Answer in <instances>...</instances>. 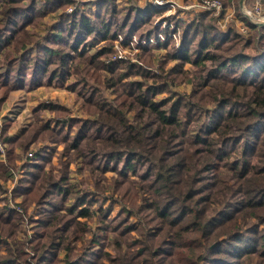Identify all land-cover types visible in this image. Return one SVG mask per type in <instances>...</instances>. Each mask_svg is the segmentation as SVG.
<instances>
[{
  "label": "trees",
  "instance_id": "1",
  "mask_svg": "<svg viewBox=\"0 0 264 264\" xmlns=\"http://www.w3.org/2000/svg\"><path fill=\"white\" fill-rule=\"evenodd\" d=\"M118 1L69 12L73 0H0V104L19 90L71 82L67 87L85 111L69 117L64 107L41 104L34 122L8 141L0 161L2 195L17 149L43 140L61 143L63 152L49 172L53 157L43 147L35 152L37 163L22 165L14 194L23 197L25 211L0 208V264H264V27L248 22L246 37L221 31L209 15L188 22L171 17L176 32L182 28L179 45H172L171 30L152 23L163 10ZM52 13L58 21L41 36L38 28ZM134 36H155V44L137 46L147 63L145 50H167L160 73L114 60L112 42L122 38L125 47ZM183 82L192 86L188 96L173 90ZM162 94L167 97L159 99ZM46 112L56 118L45 121ZM78 158L89 176L76 184L69 169ZM104 171L119 179L108 186ZM107 188L111 205L122 200L125 207L116 218L110 208L98 209L103 233L88 247L87 222ZM31 204L42 209L37 221L27 216ZM132 215L139 223L125 221ZM26 220L36 223L33 235L17 241ZM74 236L81 247L69 242ZM109 236L115 254L105 245L95 250Z\"/></svg>",
  "mask_w": 264,
  "mask_h": 264
},
{
  "label": "rangeland",
  "instance_id": "2",
  "mask_svg": "<svg viewBox=\"0 0 264 264\" xmlns=\"http://www.w3.org/2000/svg\"><path fill=\"white\" fill-rule=\"evenodd\" d=\"M154 1L155 0H137L136 2L140 6H145L147 4H152ZM158 1H162V0H156V2ZM170 1H172L174 5L175 4L181 5L182 7L185 8V7L197 5L202 0H170ZM220 1L222 3L223 12L216 13L214 11H206L198 15H202V14L209 15L212 19L215 20L217 27H219L221 31H227L229 28H232L243 36H246V37L249 36L251 31L249 29L248 22L251 24L253 23L250 22V20L242 14L241 6L243 4V0H220ZM118 2L121 3V7L129 6V3H130L128 2V0H119ZM255 2L256 0H248V1H245L244 4H246L248 8H252ZM263 3H264V0H263ZM70 4L71 6L78 5L76 1H73ZM71 6H68V9ZM160 10H163V12L161 15L156 16L152 19L153 24L157 21L159 23L163 22L165 20V17H168V18H171V17L183 18L184 17L182 16V12L179 9H177L176 11L174 10V8H167V9H160ZM57 15L58 14H53V13L46 15L44 20L41 22L42 24L40 28H38L37 33L40 34L41 36L44 35L45 37V32H46L45 27L50 26L52 24H56V22L58 21ZM190 19L191 18H186L184 21L188 22ZM244 28H246L245 32H244ZM29 29H31V27H29ZM176 34H177L176 35L177 38H179L181 41L182 28L179 31H177ZM33 36L34 38H36V36L39 38V36L35 33H33ZM176 40L177 39L172 38L171 44L175 45ZM112 43H115L114 46L118 47V49H121V52L119 53H122L123 58L131 62V64L137 63L138 65H143L144 67L148 69H152L151 70L152 72L160 73V70H161L160 66H161V63L165 60L164 55L166 54L167 50L166 52H164V51H161L159 48H155V46H152V48L149 50H145L146 52H150L148 54L151 55L150 59L147 60L149 63H147L146 62L147 55L146 53H143L144 51H142V49L138 47H134V48L126 47L125 48V47H121L119 43H116V42H112ZM93 51H94V48H92L91 52ZM116 55L119 57L118 53ZM108 62L106 63L109 64ZM171 65H172V62L168 63L165 69H169ZM70 83L71 82H68L66 84L42 86L32 91L19 90L17 92L12 93V96L10 97V99H7V101L3 103V105L0 104V137L1 139H2L3 126L5 124H9L8 130L5 133L6 141H3L2 139V142L5 146H4V153H3L4 156H2V154L0 153V161H5L6 159L5 152H6L7 146L9 145L8 141L17 140L20 137L22 130L34 122L32 115H33V110L37 106L44 104V106L46 107H50V106L64 107L67 109V111H69V117H77V118L85 117V111L83 107L84 102L76 94V92L68 89L67 85H69ZM173 90L175 91V93L188 96L189 93L192 91V86L189 83L183 82L179 85L174 86ZM105 93L108 94V90H105ZM106 96L109 97L110 101H112L114 98L113 95H105V97ZM165 97H167L166 94H162L158 96L159 99H163ZM55 118L56 116L54 117L53 114H50L47 112L43 115V119L45 121L48 119H55ZM92 118L97 119V116L93 115ZM40 141L41 142H35V143L29 144L27 146L28 150L25 149L27 151H24L23 149L22 150L17 149V152H16L17 155L14 158V163L16 165L14 169L16 170L14 169L12 170V176L10 174L8 180L4 182L3 184L7 188V190L4 192L3 195L0 193V198L5 199V203L0 202V208L3 205H7L8 209L15 210L19 213L23 212L24 208L21 205V203L23 202V197L15 195L14 193H15V188L18 182L21 181L22 179V175H23V170L21 169L22 165H24L25 163L31 164L32 162H33L32 164L37 163L36 161H34L35 157L30 158V154H33L35 156V152L38 149H41L43 147V150H45V154L53 157V160L51 161V163L47 164V167L45 168V172L50 171V169L52 168L51 164L54 166L57 165L58 163L57 161H59V155L61 154V151L63 152V145L59 142L43 141V140H40ZM83 163L84 162H82V160L79 158L75 160L73 159V161L70 163V169H69L70 179L69 180L71 183L77 184L83 181L84 179H88V176H89L88 167H86L85 166L86 164L84 163L85 164L84 165ZM100 175L103 176L102 181H105L108 186H110L112 182H114L116 179H119L116 171H104ZM83 187H85V184H83ZM89 189L92 191L95 190L94 186L92 185L90 186ZM110 193H111V189L107 188L102 192L101 196H96L97 201L95 202L93 206V209H94L93 217L94 218L93 220H90L87 222L86 235L84 236L86 237L85 241L87 242H85L83 245H87L88 247L94 245L91 243V239L95 237H96L95 239H98L99 235L103 233L102 229H99V226L101 225V222H102L101 219L99 218L100 214H97V212H99L98 209H100V207H103L104 209L110 208L109 209V214L111 215L110 217H115V218L119 210L122 207H125V204L122 202V200H119V203L115 205H111L112 201L110 199ZM102 196H108V197L106 200H103ZM139 203H141V201L138 197L137 204L139 205ZM27 213H28L27 214L28 217L32 216V218L37 221L36 218L38 214L42 213V209L38 207L37 205L31 204L28 207ZM123 215H125V213H123ZM124 217H125V221H128L129 218H131L132 223H135V224L139 223V218L136 215H132V217L130 216L129 217L124 216ZM35 224L36 223L34 221L26 220L24 224V229L22 228L19 230L18 236H16V240L17 241H20V240L30 241L31 236L33 235L32 230ZM137 227L139 229L140 224ZM21 230L23 232H21ZM78 233L79 232H77L76 235ZM75 236L73 239L69 240V242L74 243L75 246L78 245L79 247H81L82 245L76 242ZM132 236H133V240H135L138 238V233L132 232ZM111 239L112 238L109 236L107 239L102 240L99 246H96V247L94 246V248H96L95 250H97L98 248H102L105 245V247L106 246L108 247L109 254L114 255L115 246L113 245L108 246ZM30 244L31 243L28 244L29 246L27 247V251L29 255L34 256V249L30 246ZM3 247L4 246H2L1 248ZM0 251H1V254H5L4 253L5 250H0ZM65 254H66V251H63L60 255L62 260L65 259ZM77 258H79V256Z\"/></svg>",
  "mask_w": 264,
  "mask_h": 264
},
{
  "label": "built area",
  "instance_id": "3",
  "mask_svg": "<svg viewBox=\"0 0 264 264\" xmlns=\"http://www.w3.org/2000/svg\"><path fill=\"white\" fill-rule=\"evenodd\" d=\"M73 1H76L79 4L81 5H86V4H93L94 2L98 1V0H73ZM245 1H248V0H243V4L241 6V9H242V14L247 17L250 22H252L253 24H256V25H259V26H263L264 27V3H263V0H256L254 6L252 8H248L246 4H244ZM156 6V8H159V9H167V8H174V10L176 11L177 9H179L181 12H182V16H184L183 18L181 17H178L179 19L181 20H185L186 18H194L195 16H197L198 14L200 13H204L206 11H214L216 13H220V12H223L222 10V3L220 0H202L201 2H199V4L197 5H193V6H190V7H182L181 5H177L168 0H162V1H158L156 2V0L152 3ZM78 5H75L73 7H71L68 11L71 12L73 11L75 8H77ZM168 16V15H167ZM169 18L168 17H165V20L161 23H159L158 21L155 22L156 25H160L162 26L163 28H168L171 30V33L169 34V36H172V38H175L177 39L176 40V43L179 45V42H180V39L177 38V32H176V27L172 24V22H170L168 20ZM246 28H244V32H245ZM174 31V32H173ZM242 31V30H241ZM155 36H152L151 38H148L146 40H148L149 42L151 43H156V39L154 38ZM158 39H162L164 40L165 37L163 34H158ZM146 40H142V41H139V39L137 37H133L132 39H129V40H126L125 42H127V46L126 47H129V48H134V47H137L138 45L140 44H145L147 43L148 41ZM124 39H120V41H118L117 43H119V45L121 46V42H123ZM122 47V46H121ZM115 50H116V54L118 53L119 54V57L116 55V58L114 60H118V59H123V60H126L123 58V55L122 53H119L121 52V49H118V47L115 46ZM4 144L2 142V139L0 137V153L3 155L4 153ZM34 155L33 154H30V158H33Z\"/></svg>",
  "mask_w": 264,
  "mask_h": 264
},
{
  "label": "crops",
  "instance_id": "4",
  "mask_svg": "<svg viewBox=\"0 0 264 264\" xmlns=\"http://www.w3.org/2000/svg\"><path fill=\"white\" fill-rule=\"evenodd\" d=\"M120 3V2H119ZM140 6V5H139ZM140 7H144V6H140Z\"/></svg>",
  "mask_w": 264,
  "mask_h": 264
}]
</instances>
